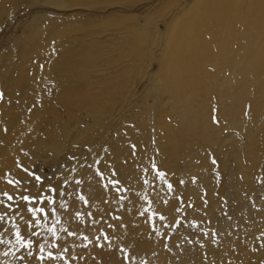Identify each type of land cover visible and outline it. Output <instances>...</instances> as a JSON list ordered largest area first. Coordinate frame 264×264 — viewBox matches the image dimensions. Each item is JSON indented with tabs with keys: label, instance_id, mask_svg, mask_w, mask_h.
<instances>
[{
	"label": "bare ground",
	"instance_id": "6f19581e",
	"mask_svg": "<svg viewBox=\"0 0 264 264\" xmlns=\"http://www.w3.org/2000/svg\"><path fill=\"white\" fill-rule=\"evenodd\" d=\"M121 1L88 0L74 3L68 0H41L60 9L87 6L103 10L112 4L122 8L132 7ZM131 1L152 4L160 0ZM168 1L161 0L156 12L164 4L168 5ZM10 2L5 0L0 5V23ZM170 12V16L163 19V29L155 22L149 29L139 30L129 20L131 26H120V23L119 28L110 30L112 33L107 37H104L105 34L100 37L84 34V38L76 44L75 35L72 39L74 46H69L72 43L66 35H71V29H68L70 32H55L54 37L52 33L45 36V31L32 35L29 50L33 54L29 60L31 66L24 76L14 81V86L31 100L25 101L22 96L16 101L0 100V109L23 105L29 107L30 118L39 110L50 114L63 111V123L67 124L60 126L61 136L66 135L64 127H69L68 132L73 127L79 128L80 131L66 135V142L69 137L77 139L81 135L90 144L92 155L96 150L94 148L100 147L102 141L107 139L109 129L110 133L115 129L114 144L121 139L120 149L128 152L118 129V120L126 113L129 119L136 122L128 138L136 142L134 152L140 155H137V159H140L142 166L150 162V154L160 158L157 163L161 161V165L167 163V166L180 163L182 158L186 159L188 166H193V160L200 157L206 166L202 176L208 174L209 179L210 175H214L215 179L223 180L222 185L228 187L220 185L227 189H224L227 193L222 200H229L228 206H234L235 211L231 216L232 220H236L238 229L247 227L246 224L253 223L255 219H261L258 222L262 228L257 231L261 238L257 235L252 237L260 240V247L264 245V202L259 204L256 196L259 190L264 189V178L259 180L258 164L264 157V0H182ZM104 40L107 41L106 45L105 42L102 44ZM21 51H26V47ZM0 69L18 74L14 70ZM97 84L101 89L95 90ZM0 88L6 93L12 90L7 84H0ZM72 118H75V124ZM47 121L56 130L54 121ZM83 127L88 129L87 134H81ZM11 131L12 128L8 127L1 133L3 146L9 143ZM100 131L106 133L96 137ZM44 135L47 134L38 131L28 137L31 138V146L40 153L47 151L41 140ZM95 142L100 144L95 145ZM211 157L218 165L224 164L230 172H235L236 177L226 170L219 176L217 168L206 162ZM246 160L256 163L249 165L245 163ZM214 190V185L210 184L207 200L208 220L212 224L218 221L215 217L217 208L219 212L223 210H220L223 206L219 197L214 195ZM185 200L188 202L190 199ZM225 207L227 210L228 207ZM214 225H210V228ZM228 226L223 224L218 231L226 237L233 235ZM226 240L221 243L223 249L234 252L225 246ZM231 241L236 247L238 242ZM245 241V244L238 246L241 259L238 255L233 256V253L229 256L240 264H259L257 258L262 255L259 256L258 252L257 258L253 256L256 258L253 261L251 254L245 250L250 249V242L253 241ZM209 251L218 262L223 260L224 251L221 249L210 247Z\"/></svg>",
	"mask_w": 264,
	"mask_h": 264
},
{
	"label": "rangeland",
	"instance_id": "374dc122",
	"mask_svg": "<svg viewBox=\"0 0 264 264\" xmlns=\"http://www.w3.org/2000/svg\"><path fill=\"white\" fill-rule=\"evenodd\" d=\"M4 1L0 0V5ZM78 1L88 2L68 0L74 3ZM181 1L169 0L168 5L164 4L165 7L163 5L160 12H156L161 0L152 4L123 0L121 2H127L125 5L130 4L132 7L122 8L112 4L103 10L87 6L60 9L41 0H11L10 7L2 15L3 22L0 23V68L14 70L18 74L2 72L0 69V84L12 87V90H8L9 93L0 90V100L16 101L21 96L25 101L31 100L29 96L22 94L20 88L14 86V81L15 78L24 76L31 66L29 60L33 58V54L29 50L32 35L45 31V36L52 33L54 37L55 32L71 31V35L65 33L72 43L69 46H74V37L77 36L74 39L76 44L84 38V34L91 33L94 37L105 34L104 37H107L113 28H119L120 23V26H131L133 23L139 30H147L156 22L163 29V19L168 18L170 9L175 8ZM68 25L72 26L68 28ZM104 42L106 45L107 41L104 40L102 44ZM19 47H26V51L22 52ZM96 86L95 90L101 89L99 84ZM28 108L12 105L10 108L0 109V135L8 127L12 128L8 135L9 143L3 146L4 141L0 140V216L3 217L0 219V264H240L229 255L233 253V256L238 255L241 259L242 255L237 252L238 246L240 243L245 244L247 239L248 242H253H250V249L245 250L251 254L253 261L259 252L262 257H258L257 262L264 264V245L259 247L260 240L252 239L256 235L260 237L257 231L262 228L258 222L261 219H255L253 223H247V227L238 229L236 220H232L231 216L232 211H235L234 206H228L229 200L228 203L226 199L222 200L228 187L222 185L223 180L215 179L214 175H210L209 179L208 174L202 176L206 166L200 157L193 160V166H188L185 158L180 159V163L167 166V163L161 165V161L157 163L160 158L153 154L152 158L150 154V162H147V166H142L140 159H137V155H140L134 152L136 142L128 138L129 131L136 122L129 119L126 113L118 120V129L128 152L120 149L121 139L114 144L115 129L111 133L109 129L104 142L94 143L101 146L95 147L92 155L90 144L83 136L80 135L77 139L69 137L66 142V135L80 131L79 128L73 127L68 132L69 127H64L66 135L61 136L60 126L67 124L63 123L65 112L50 114L39 110L30 118ZM47 120L54 121L56 130ZM74 121L75 118H72L73 124ZM38 131L47 134L41 137L47 149L44 153L35 150L31 146V138H28L30 134ZM87 133L88 129L83 127L81 134ZM104 134L100 131L96 137ZM152 143L154 144L153 140ZM214 160L211 157L206 162L212 164L214 169L217 168L219 176L226 170L236 177L235 172H230L224 164L218 165ZM245 163L253 165L256 162L246 160ZM258 164L260 180L264 178V157ZM116 166L124 168L120 170ZM157 171L164 173L163 179L157 177ZM29 172L41 177V185L35 186L37 182ZM8 180L21 183L14 187ZM112 181L119 183L113 185ZM168 184L172 185L171 190L168 189ZM210 184L214 185V195L219 197L223 206L220 212L219 207L217 208L215 217L218 221L215 225L208 220L207 199ZM50 188L54 191H49ZM4 192L12 195L14 200H7L3 196ZM41 193L45 197H51L52 203L49 204L47 199L41 203ZM23 195L37 199L31 204L16 199ZM256 197L259 204L263 203L264 189L259 190ZM185 198L190 200L187 202ZM225 204L227 210L224 209ZM259 204L257 207H260ZM29 207H41L44 212H38L33 217L28 211ZM37 220L40 221L39 224L36 223ZM208 223L214 227L210 228ZM223 224L230 226L228 227L233 235L226 237L218 231ZM17 231L20 233L21 242L17 241ZM231 239L238 242L236 247L232 245ZM225 240V246L234 252L224 250L221 243ZM210 247L224 251L221 262L211 254Z\"/></svg>",
	"mask_w": 264,
	"mask_h": 264
},
{
	"label": "snow or ice",
	"instance_id": "6c2138e0",
	"mask_svg": "<svg viewBox=\"0 0 264 264\" xmlns=\"http://www.w3.org/2000/svg\"><path fill=\"white\" fill-rule=\"evenodd\" d=\"M153 167H155V166H153ZM24 171H27V169H24ZM28 174L31 175V176H34V178H35V180H36V182H37V185H39V184L41 183V177H39V176H35V174H34V173H31V172H29ZM156 175H157V177H158L159 179H163V178H164V173H162V172L157 171V172H156ZM7 182H8L9 184H12L14 187L18 186V185L21 183L20 181H13V180H8ZM111 183H113V185H115V184H118L119 182H118V181H112ZM145 183H147V181H145ZM167 187H168L169 190L172 189V185H171V184H168ZM25 191H27V189H25ZM49 191H54V189H51V188H50ZM3 196H5V197L7 198V200H9V201L14 200V197H13L12 195H10L9 193H7V192H4V193H3ZM16 199H20V200H22V201H24V202H28L29 204H31V203H34V202L36 201L37 198H36V197L29 196V195H23V196H20V197H16ZM39 199H40V202H41V203H42L45 199L48 200L49 204L52 203V199H51V197H45V196L43 195V193H41ZM82 199H83V198H82ZM0 203H2V201H0ZM28 211H29L30 213H32L33 217H35L36 213H38V212H41V213H42V212H44V209L41 208V207H36V208L29 207V208H28ZM0 219H3V217L0 216ZM162 219H163V217H162ZM36 223L39 224L40 221L37 220ZM16 236H17V241H18V242H21V236H20L19 231H17ZM28 243H30V241H29V242H26V243H25V246H27ZM41 251H43V249H41ZM49 255H51V254H49Z\"/></svg>",
	"mask_w": 264,
	"mask_h": 264
}]
</instances>
